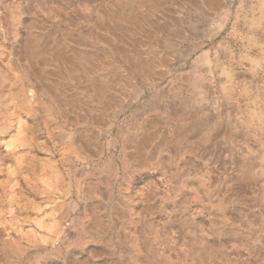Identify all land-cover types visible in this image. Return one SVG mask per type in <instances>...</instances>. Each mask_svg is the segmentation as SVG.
Returning <instances> with one entry per match:
<instances>
[{
    "label": "rangeland",
    "instance_id": "1",
    "mask_svg": "<svg viewBox=\"0 0 264 264\" xmlns=\"http://www.w3.org/2000/svg\"><path fill=\"white\" fill-rule=\"evenodd\" d=\"M27 1L0 0V264H191L189 247L227 264H264V0H220L210 15L166 0L172 21L159 17L164 29L152 41L169 66L145 79L124 67L109 110L84 101L85 113L68 116L28 82L21 32L38 15L49 26L44 41L66 29L59 7L79 33L96 9L41 0L34 15ZM162 117L181 120L160 157L172 160V177L126 158L144 122ZM187 164L197 172L184 175ZM202 174L212 175L210 197Z\"/></svg>",
    "mask_w": 264,
    "mask_h": 264
},
{
    "label": "bare ground",
    "instance_id": "2",
    "mask_svg": "<svg viewBox=\"0 0 264 264\" xmlns=\"http://www.w3.org/2000/svg\"><path fill=\"white\" fill-rule=\"evenodd\" d=\"M81 1L83 12L89 13L90 8L96 9V15L89 21L87 28H84L85 30L79 33L72 31L75 28L73 16L68 13L67 9L53 7V14L58 17L60 22L65 24L66 29L60 30L55 27L50 34L48 33L49 36L44 41L46 39H44V33L49 30V26L48 23L46 25L41 21L40 15H38L37 19L25 22L21 32L20 60L23 61L24 73L28 82L38 87L40 92L50 101L52 107L64 116L71 115L73 112L82 113L85 110L84 101L95 102L96 110H109L113 102L118 99L117 94L120 92L118 86L124 83L126 75L124 67L130 69L133 73L140 74L145 79L155 73L157 69L168 67L170 61L168 55H164L165 53L162 60H160L161 63L158 61L155 53V47L158 45L152 41V38L161 29H164V26L160 25L159 17L165 21H172V18L168 15V10L165 8L166 0ZM173 2L178 3V0H173ZM185 3L191 6L195 12L209 15L214 12L213 10L220 9V0H185ZM26 4H28L34 15L41 10L43 11L45 7V3L41 0H28ZM165 27L173 28V25H165ZM61 75L64 78L63 87L59 86L60 81L63 79H60ZM174 125H181V120L178 119L173 123L167 117L158 120H146L139 135L130 140V146L127 150L131 153L126 157L127 161L135 169L147 170L153 168L164 171L166 177L171 176L172 160L164 164L160 161V157L168 148L169 133L171 126ZM184 168L185 172L183 173L186 176H191L192 172H197L196 167L193 165L187 164ZM202 177L206 178L207 183H209L206 194L207 197H210L213 185L212 175L210 177L202 174ZM218 179H222V183ZM218 179L217 189H215L220 199H226L225 190L227 185L225 186L224 180L227 178L221 174ZM50 184L51 182L48 181L49 186ZM48 202L55 204V201L51 199ZM55 213L56 208L52 207L51 212L46 217L51 221L46 226H49L52 230L57 226ZM148 213L149 209L146 207L141 214L145 217L144 215H148ZM96 216L97 211H91L88 225L91 230L99 226ZM204 219L206 220V218ZM39 224L43 226L44 220ZM197 229H199V226ZM189 248L186 259L191 264H227L219 256L207 252L198 256L196 247ZM173 255L175 256V254ZM239 263L240 260H235V264Z\"/></svg>",
    "mask_w": 264,
    "mask_h": 264
}]
</instances>
